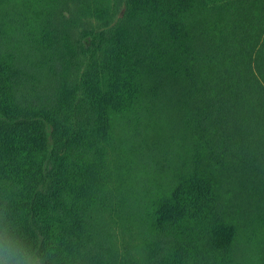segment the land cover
<instances>
[{
  "label": "trees",
  "instance_id": "trees-1",
  "mask_svg": "<svg viewBox=\"0 0 264 264\" xmlns=\"http://www.w3.org/2000/svg\"><path fill=\"white\" fill-rule=\"evenodd\" d=\"M264 264V0H0V264Z\"/></svg>",
  "mask_w": 264,
  "mask_h": 264
},
{
  "label": "clouds",
  "instance_id": "clouds-1",
  "mask_svg": "<svg viewBox=\"0 0 264 264\" xmlns=\"http://www.w3.org/2000/svg\"><path fill=\"white\" fill-rule=\"evenodd\" d=\"M4 259L5 264H39L38 257H28L12 246L7 247Z\"/></svg>",
  "mask_w": 264,
  "mask_h": 264
}]
</instances>
